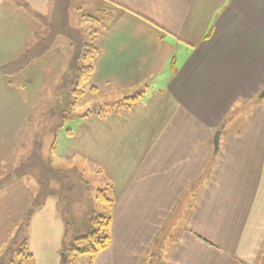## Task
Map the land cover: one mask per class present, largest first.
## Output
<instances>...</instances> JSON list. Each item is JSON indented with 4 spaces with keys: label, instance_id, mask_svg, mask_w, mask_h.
<instances>
[{
    "label": "crops",
    "instance_id": "0c3cea01",
    "mask_svg": "<svg viewBox=\"0 0 264 264\" xmlns=\"http://www.w3.org/2000/svg\"><path fill=\"white\" fill-rule=\"evenodd\" d=\"M54 5V0H0V66L47 36ZM91 5L100 12L96 28L105 27L92 43L97 51L90 90L129 103L120 110L87 111L61 138L70 153L87 151L94 142H105L107 149L126 142L129 148L121 154L133 162L120 168L121 177L110 186L111 243L90 264H264V136L259 134L264 0H91ZM27 13L28 19L21 16ZM32 23L44 27L41 33ZM62 38L54 41L53 53L63 64L72 47ZM48 51L17 74L29 73ZM0 87L16 92L15 86ZM26 89L23 84L24 99L16 103L10 95L1 99L0 156L3 149L11 156L14 120L17 111L22 120ZM246 101L252 113L244 129L222 130L214 151L217 130L229 122L234 105ZM11 185H1L0 192ZM0 200L6 215L4 196ZM26 239L35 264H62L70 238L56 197L34 211Z\"/></svg>",
    "mask_w": 264,
    "mask_h": 264
},
{
    "label": "rangeland",
    "instance_id": "374dc122",
    "mask_svg": "<svg viewBox=\"0 0 264 264\" xmlns=\"http://www.w3.org/2000/svg\"><path fill=\"white\" fill-rule=\"evenodd\" d=\"M25 6L30 10L27 4H25ZM46 8L47 5L45 4V9ZM70 12L71 26L80 27L84 37L88 39L90 43L95 44L98 37L97 34H101L105 25H99V27L96 28L97 23L94 22L95 18H100V12L91 5V0H74ZM21 16L26 19L30 17L28 13L27 16H25V14ZM83 18H85V20H83ZM92 26L94 27L93 30L90 29ZM31 27L32 30L38 29L39 33L44 29L43 26L34 23H32ZM62 40H65L68 44L65 37H63ZM28 47L29 46H27V48ZM55 48L56 45L53 44L45 57L41 59V61L35 62L33 67L29 69V73L26 72L11 77L1 78V86H15L13 90H16V92L14 91L13 96L6 89L0 87V102L1 99L7 95L13 96V102L15 103L18 102L17 100H20V98L24 99V95L21 97V92H19L24 84L27 86L25 91V93H27L25 97L27 103L26 107L24 102L20 105V110L23 108V110H21L23 112L22 120L20 119L17 121L20 111L15 110L17 111V118L14 120L16 123L13 126L11 156L9 151L6 156L4 155L6 152L5 149H3L2 155L0 156V175L4 169L6 171L5 174L0 177V186L12 183L11 188L0 192L1 198L4 196L3 202L6 203V206L2 207L6 215L0 213V251L2 249L7 250L8 248L13 250L26 238V215L32 209L35 211L39 208L40 203L45 200L43 198L44 193H40V190L44 187H40L41 183L39 179L43 181L48 180L50 173L49 168H54L63 172L69 171L70 168H76L83 175V178L89 182L90 188L88 190V185L83 187L82 184L76 181L75 176L71 175L70 180L67 177L64 184L60 185L58 182H51L49 185V191H52V193L58 192L59 195H57V197L58 199L60 197L62 200V209L64 210L70 207L74 212L76 224L81 227V223L84 221L82 218L86 217L87 211L92 209L97 214L106 215V213H108V204L97 199L94 203L88 201L90 198L96 196L97 191H95V189L109 187V191L105 192V194H107L109 198H112L111 187H113L121 177L120 175L117 176V173L121 171L120 168L130 166L132 165L131 162H133H128L126 159L127 154H121L129 148V144L126 142L122 146L121 143L115 144L114 149H110L109 147L107 149L106 143L100 141L99 143L94 142L90 145L87 151H74L72 153L68 151L69 143L66 138L62 139L63 137L61 138V136H65L64 133L68 128L75 126L72 122L80 121V118H83L85 113L89 110H95V113L98 114L99 109H111L110 107H115V109L117 108V110H120V106L121 109H123L127 106V103H129V101L126 102L121 99H116V102H113L114 99L117 98L116 96L104 97L101 93H95L90 90L91 86L89 82L86 85L84 95L79 98L76 108H74L73 112L70 113L71 115L67 117L65 124L59 129V139L56 144L57 148H55V150L52 148L53 131L56 130L57 123L59 124L60 122L57 116L54 117V119H52V117L55 113V108L57 109L58 107V97L61 95L62 86L68 81L64 78V74L66 73L68 75L69 71L73 73V70H70L68 67L70 66L71 57L68 61L67 57L62 64L60 60L57 61L60 59V56H56L53 53ZM59 50L61 51V48H59ZM92 61L93 59L89 62ZM27 74L30 76H27ZM260 99L264 101V97H260ZM254 101L255 100L252 101V104ZM170 106L172 107L173 103H171ZM251 107L250 101L244 102L241 106L240 102L235 104L233 109H236L228 116L229 122H227L226 125H222L224 128L221 127V129L217 131L224 130L225 133L236 131L239 133L240 130L242 131L245 127L244 123L251 116ZM90 113H87V115ZM24 120H27L26 123ZM259 134L264 136V128L259 130ZM120 138L121 137H118V139ZM77 145L79 147L78 143ZM214 151H216L215 148ZM27 153L28 155L24 157ZM131 159L133 160L134 157L132 156ZM1 164L3 166H1ZM4 165L6 168H4ZM71 173L72 172H70V174ZM73 173L76 172L74 171ZM66 175L68 174H62V176ZM54 188H57L58 191L53 190ZM0 202L2 201L0 200ZM22 224V231L15 241L16 235ZM9 235L11 236V240L7 239ZM9 249L7 250L8 252L11 251ZM7 251H5L4 255L0 254V257H6L7 259V257L10 256L9 254L7 255ZM84 257L88 258L87 261ZM10 258L15 259L16 255L12 253ZM90 263V256L84 254L78 257L73 264Z\"/></svg>",
    "mask_w": 264,
    "mask_h": 264
},
{
    "label": "trees",
    "instance_id": "16d2710c",
    "mask_svg": "<svg viewBox=\"0 0 264 264\" xmlns=\"http://www.w3.org/2000/svg\"><path fill=\"white\" fill-rule=\"evenodd\" d=\"M54 3L55 7L53 17L47 25V36L27 48L16 59L0 66V79L3 77L14 76L25 70L37 58L44 55V53L51 48L57 37L61 36L68 39L72 47L71 62L68 67L70 70H73V73L69 71V76L66 73L64 74V78L68 81H66L64 86H62V91L60 92L61 95L58 97V107L57 109L55 108V113L52 117V119H54V117L57 116V118L60 119L59 124L57 123L56 130L53 131V135L60 129V127L63 126L67 117L71 115L70 113L73 112L74 108L78 104L79 98L84 95L86 85L93 72V64L89 61L94 58L97 51V47L94 44L87 42L84 39V35L79 30L70 26L69 10L71 0H54ZM173 71H176L174 65ZM91 89L93 90V88ZM135 98L136 97H134V99ZM74 171L76 173H73ZM49 172L48 180L43 181L42 179H39V182L41 183L40 187H44L40 190V193H44L43 198L45 200L50 196L57 198L60 213L65 224V233L70 238L69 242L64 244L62 249V264H73L78 257L84 254H88L90 256L91 263H93L99 253L108 248L111 243V215L109 212L106 213V215L97 214L91 209L86 212V217L82 218L84 221L81 223V227H79L74 220L73 210L70 207H67L64 210L62 209V200L60 197L59 199L57 197V195H59L58 192L53 191L54 193H52V191H49V185L51 182H58L60 185L64 184L67 177L70 180L71 175H74L76 181L79 184H82L83 187L88 185V190L90 188L89 182L83 178V175L76 168H70L67 172L49 168ZM70 172L72 173L70 174ZM63 173L68 174L69 176H62ZM108 188H96V196L94 198H90L88 201L90 203H94L97 199L110 206L113 203V199L109 198L108 195L105 194V192L109 191ZM53 190L58 191L57 188H54ZM43 202H41L40 205H42ZM33 212L34 209L26 215L27 225L30 223ZM22 228L23 224L19 229L17 237L21 233ZM17 237L15 238V241L17 240ZM9 250H11V253L7 251V255L9 254L11 256L13 253L16 255V258L13 259L8 256L9 258L7 257L6 259V257H3L0 260V264H35L34 255L27 247L26 238L17 246V248L13 250L10 248Z\"/></svg>",
    "mask_w": 264,
    "mask_h": 264
},
{
    "label": "water",
    "instance_id": "95a60500",
    "mask_svg": "<svg viewBox=\"0 0 264 264\" xmlns=\"http://www.w3.org/2000/svg\"><path fill=\"white\" fill-rule=\"evenodd\" d=\"M260 97H264V89L260 93L259 98ZM220 135H221V131H217L216 134H215V136H214V146H215V150H217L218 147H219Z\"/></svg>",
    "mask_w": 264,
    "mask_h": 264
}]
</instances>
